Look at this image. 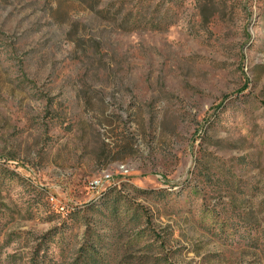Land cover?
Wrapping results in <instances>:
<instances>
[{
    "label": "rangeland",
    "instance_id": "obj_1",
    "mask_svg": "<svg viewBox=\"0 0 264 264\" xmlns=\"http://www.w3.org/2000/svg\"><path fill=\"white\" fill-rule=\"evenodd\" d=\"M92 249L264 264V0H0V264Z\"/></svg>",
    "mask_w": 264,
    "mask_h": 264
},
{
    "label": "trees",
    "instance_id": "obj_2",
    "mask_svg": "<svg viewBox=\"0 0 264 264\" xmlns=\"http://www.w3.org/2000/svg\"><path fill=\"white\" fill-rule=\"evenodd\" d=\"M113 206H115V205H113ZM86 256H87V258H85L84 264H104V262L106 260L103 256L100 255L99 252H96L95 249L88 251Z\"/></svg>",
    "mask_w": 264,
    "mask_h": 264
},
{
    "label": "built area",
    "instance_id": "obj_3",
    "mask_svg": "<svg viewBox=\"0 0 264 264\" xmlns=\"http://www.w3.org/2000/svg\"><path fill=\"white\" fill-rule=\"evenodd\" d=\"M105 179H106V178H105ZM101 182H102V180L98 179L97 181L94 182V186H95V187H99V186H101V184H102Z\"/></svg>",
    "mask_w": 264,
    "mask_h": 264
}]
</instances>
